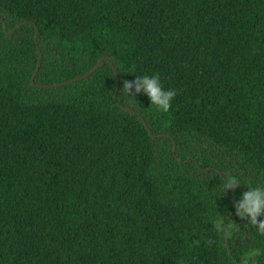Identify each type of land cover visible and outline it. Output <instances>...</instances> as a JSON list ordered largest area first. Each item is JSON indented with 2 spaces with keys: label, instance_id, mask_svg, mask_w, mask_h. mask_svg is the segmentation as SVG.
Listing matches in <instances>:
<instances>
[{
  "label": "trees",
  "instance_id": "obj_1",
  "mask_svg": "<svg viewBox=\"0 0 264 264\" xmlns=\"http://www.w3.org/2000/svg\"><path fill=\"white\" fill-rule=\"evenodd\" d=\"M261 183L264 0H0V264H264Z\"/></svg>",
  "mask_w": 264,
  "mask_h": 264
},
{
  "label": "clouds",
  "instance_id": "obj_2",
  "mask_svg": "<svg viewBox=\"0 0 264 264\" xmlns=\"http://www.w3.org/2000/svg\"><path fill=\"white\" fill-rule=\"evenodd\" d=\"M122 92L130 102L136 101L138 95H146L152 110L164 114L170 113L178 94L175 89L164 87L159 73L140 74L134 80H125ZM240 185L242 184L238 178L227 177L218 185V191L225 196L228 191L235 190ZM247 187L248 191L233 202L234 215L256 226L259 234L264 236V183L248 184Z\"/></svg>",
  "mask_w": 264,
  "mask_h": 264
},
{
  "label": "water",
  "instance_id": "obj_3",
  "mask_svg": "<svg viewBox=\"0 0 264 264\" xmlns=\"http://www.w3.org/2000/svg\"><path fill=\"white\" fill-rule=\"evenodd\" d=\"M11 33H13V31L11 32ZM37 33H38V29H37ZM38 38V35H36V39ZM42 57V56H41ZM101 64V62H99L98 63V65L97 66H99ZM36 75V74H35ZM88 75H90V73H88L87 75H85V76H88Z\"/></svg>",
  "mask_w": 264,
  "mask_h": 264
}]
</instances>
